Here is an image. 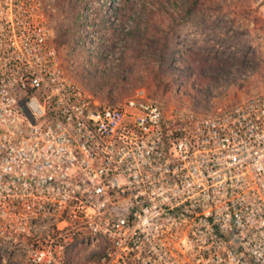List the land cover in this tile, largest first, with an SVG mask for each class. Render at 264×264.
<instances>
[{
	"label": "built area",
	"instance_id": "1",
	"mask_svg": "<svg viewBox=\"0 0 264 264\" xmlns=\"http://www.w3.org/2000/svg\"><path fill=\"white\" fill-rule=\"evenodd\" d=\"M53 37L46 0H0V264H264V91L101 99Z\"/></svg>",
	"mask_w": 264,
	"mask_h": 264
},
{
	"label": "rangeland",
	"instance_id": "2",
	"mask_svg": "<svg viewBox=\"0 0 264 264\" xmlns=\"http://www.w3.org/2000/svg\"><path fill=\"white\" fill-rule=\"evenodd\" d=\"M189 2L46 0V19L65 70L101 99L144 88L203 112L264 91V0ZM193 63L209 78L179 87L173 69Z\"/></svg>",
	"mask_w": 264,
	"mask_h": 264
},
{
	"label": "trees",
	"instance_id": "3",
	"mask_svg": "<svg viewBox=\"0 0 264 264\" xmlns=\"http://www.w3.org/2000/svg\"><path fill=\"white\" fill-rule=\"evenodd\" d=\"M199 0H190L189 7L187 9V13H190L194 7L196 6L197 2ZM200 64L193 63L192 66H189L191 72H187V70L184 69V67L180 69H173L172 66H170L173 70H176L177 74L180 76V79H177V84L179 87H182V83L186 82L187 80L192 81L193 84L197 85V82H200L199 79H208L209 76L205 73L200 71ZM196 70V72L194 71ZM176 79V78H175Z\"/></svg>",
	"mask_w": 264,
	"mask_h": 264
}]
</instances>
